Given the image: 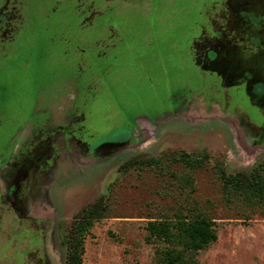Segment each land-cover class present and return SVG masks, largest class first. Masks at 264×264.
Returning a JSON list of instances; mask_svg holds the SVG:
<instances>
[{
    "label": "rangeland",
    "instance_id": "rangeland-1",
    "mask_svg": "<svg viewBox=\"0 0 264 264\" xmlns=\"http://www.w3.org/2000/svg\"><path fill=\"white\" fill-rule=\"evenodd\" d=\"M262 9L0 0V161L15 152L18 165L0 168L16 207L0 203V264H65L73 215L99 198L80 264H155L163 245L146 222L201 215L216 240L190 255L197 264H264V79L223 72L226 53L242 66L264 57V33L258 51L247 39L263 31ZM128 132L126 147L94 154ZM221 172L252 173L260 191L225 188Z\"/></svg>",
    "mask_w": 264,
    "mask_h": 264
},
{
    "label": "trees",
    "instance_id": "trees-1",
    "mask_svg": "<svg viewBox=\"0 0 264 264\" xmlns=\"http://www.w3.org/2000/svg\"><path fill=\"white\" fill-rule=\"evenodd\" d=\"M180 160L186 165L199 163L198 160L190 158ZM156 162L157 158H149L141 162L129 159L120 168L140 167ZM220 178L225 188L245 190L247 195L260 191L259 180L252 173L246 176L224 175L221 172ZM104 210L105 206L99 198L73 215L66 238L65 264H80L84 236L91 229L93 222L102 217ZM145 230L148 236H152L163 245L162 248L157 249L155 264H197L190 255L206 248L216 240L212 222L203 215L191 219L176 217L173 220L147 221Z\"/></svg>",
    "mask_w": 264,
    "mask_h": 264
},
{
    "label": "flooded vegetation",
    "instance_id": "flooded-vegetation-1",
    "mask_svg": "<svg viewBox=\"0 0 264 264\" xmlns=\"http://www.w3.org/2000/svg\"><path fill=\"white\" fill-rule=\"evenodd\" d=\"M263 19L261 20L263 22L262 25H264V10H259L258 11ZM254 25V24H253ZM260 27V26H259ZM264 27V26H263ZM261 29V28H260ZM257 31V34L255 35V32L253 33H249V34H254L255 37H247V39H250V41L248 42L249 43V47L250 48H253L256 49L257 51L260 49V46L262 45V41H261V38H259V34H263L264 33V28H263V31H259V30H256ZM248 34V35H249ZM227 56H228V63H227V66L226 68L223 70V72L225 73L226 77L229 75L233 76V77H246V80H249V79H264V57L262 56L261 58H258V62L256 63H251V64H246V62L244 63V65H239V63H237L234 58H232L230 56L229 53H226ZM205 62L208 63V60L204 59ZM246 74V75H245ZM264 81V80H262ZM259 101V104L261 107H264V96L261 98V99H258ZM67 128V127H66ZM66 128L64 127H59L58 130L61 131V134H55L54 137L55 138H59L61 139L62 138V132L65 130H67ZM67 134V133H66ZM257 139L259 140H262L264 142V137L261 136V134H257L256 135ZM28 137H30V135H27L25 133H23V136H22V141L23 140H26L28 139ZM129 138V132L126 134V136L124 138H122L119 142H123L125 140H127ZM20 156H23L21 153L19 154ZM13 158V159H11ZM16 153L14 152L13 154L11 153L10 156L8 158H6L5 160H2L0 161V168L2 166L5 167L6 163L8 164V162L10 161V164L8 166H6L7 168H5L4 170H9V169H14L16 168V166L18 167V165H15V161H16ZM14 173V172H13ZM4 181L1 180V184H0V203H7L10 207V209H12L13 211L16 209V207L13 205L12 201L10 200V198L6 197V193H4L2 190H4ZM1 194H2V197H1ZM4 194V195H3ZM8 196V194H7ZM7 201V202H6ZM36 210H34V215H33V218L37 219L36 218ZM39 219V218H38Z\"/></svg>",
    "mask_w": 264,
    "mask_h": 264
},
{
    "label": "water",
    "instance_id": "water-1",
    "mask_svg": "<svg viewBox=\"0 0 264 264\" xmlns=\"http://www.w3.org/2000/svg\"><path fill=\"white\" fill-rule=\"evenodd\" d=\"M127 144H128L127 141L117 142V143L104 142L96 147V149L94 150V154L100 155V154H107V153L115 152V151H118L126 147Z\"/></svg>",
    "mask_w": 264,
    "mask_h": 264
}]
</instances>
